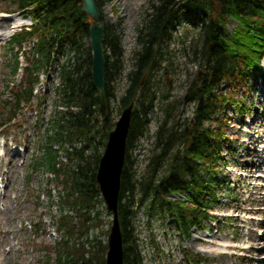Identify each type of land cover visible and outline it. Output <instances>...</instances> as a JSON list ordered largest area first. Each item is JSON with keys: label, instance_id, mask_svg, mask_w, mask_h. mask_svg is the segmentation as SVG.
Returning a JSON list of instances; mask_svg holds the SVG:
<instances>
[{"label": "trees", "instance_id": "trees-1", "mask_svg": "<svg viewBox=\"0 0 264 264\" xmlns=\"http://www.w3.org/2000/svg\"><path fill=\"white\" fill-rule=\"evenodd\" d=\"M7 1L15 8L27 9L36 21L30 31L17 33L9 45L12 47L15 43H22L31 35L37 37L38 56L31 62L32 74L37 68L57 60L64 51L73 52L68 60L60 63L59 73L62 96L67 104L78 107V111H68L59 118L64 123L57 122L52 139H66L70 145L83 142L82 147L68 152L69 159L77 160L74 168L65 169L62 176V182L69 187L70 194L65 200L70 202L80 217L77 218L78 222H74L75 215L62 212L60 219V227L65 232L81 236L100 222L96 215L98 211H95L96 204L101 202L95 173L107 132L115 120L109 101L114 92L113 77L119 67V37L115 27L104 24L103 47L110 52H104L103 104L91 79L90 46L83 47L84 38L89 35L91 18L82 10L81 0ZM94 1L101 10L105 1ZM152 7L144 26L139 28L140 47L134 53V67L128 73L127 87L120 99L122 106L134 101L117 199L123 264H143L132 226L136 203L147 199L149 208L175 217L176 228L185 234L193 223L205 221L207 216L213 217L207 208L212 210L215 207L222 188L229 189L219 168L221 141L225 138L223 125L226 124L220 112L227 103L240 110L243 106V101L235 93H223L218 87L222 82H230L236 89L241 87L250 72L262 71L260 60L264 56V0H159ZM181 8L185 13L201 14L200 38L193 54L202 58L203 74L189 84L183 96L184 100L192 101L194 105L184 123L170 116L176 102L170 106L166 104L164 117L155 132L151 154L138 176L130 150L147 125V114L153 100L147 82L140 85V81L146 70L150 73L159 68L161 49L170 36V26L178 19ZM229 18L237 22L230 32L226 30ZM66 44L69 46L66 47ZM82 51L85 54L83 58L80 56ZM15 69L16 62L11 71ZM27 81L23 98L29 100L30 87L35 83L36 76L30 75ZM17 98L18 102L20 96ZM87 147L91 148L90 155L84 153ZM44 148L42 162L59 174L61 168L56 167V152L47 144ZM163 162L164 172L158 173ZM185 189L194 194V197H187L190 206L183 200L172 201L164 197L168 192ZM205 193L209 196L208 204L203 202ZM85 242L91 246L90 251L84 247ZM85 242L73 246L64 241L61 251L67 258L62 263L68 264V256L75 254L73 263L103 264L106 250L104 240L86 238Z\"/></svg>", "mask_w": 264, "mask_h": 264}, {"label": "rangeland", "instance_id": "rangeland-1", "mask_svg": "<svg viewBox=\"0 0 264 264\" xmlns=\"http://www.w3.org/2000/svg\"><path fill=\"white\" fill-rule=\"evenodd\" d=\"M104 1L100 11L102 23L115 27L121 50L119 67L112 81L114 92L109 101V108L116 120L123 107L120 99L127 87L128 73L134 67V53L140 47L139 28L144 26L148 12L153 9L154 4L159 3V0ZM8 2L0 0V11L22 17L23 22L28 23L30 18L23 16L24 13H18L19 8H15ZM178 16V19L170 26V36L161 49L162 59L159 68L150 73L145 72L143 75V82L149 85L148 89L153 94V100L147 114V125L143 130L145 133L137 139L130 150L135 162L133 167L138 176L143 171L145 158L151 154L155 132L164 117L166 104L176 102L170 116L179 123H184L192 113V103L184 102L183 96L189 84L196 77L202 76L204 70L202 58L199 59L193 54L194 47L199 43L201 14L185 13L181 8ZM6 22L11 24V20ZM236 24L235 20L228 19L227 31L233 30ZM16 28L14 32L18 33L20 28ZM9 36L0 40V121L4 122L9 116L10 104L12 105L15 98V93H12L15 89L20 94L23 93L21 89L24 84L26 85V76L38 74V80L32 86L34 95L30 105L21 106L14 123L0 126V181L4 182V192L0 193V264H61L67 258L61 251V243H64L65 239L68 240L69 245L76 246L82 245L85 238L106 240L108 234L106 229L110 224L111 216L102 201L95 208L102 221L99 222L100 224L97 223V226H92L87 234L70 236L60 227L62 212L75 215L74 222H78L77 218L80 217L70 202L64 201L70 194L69 188L62 182L63 171L75 166L77 159L68 158L65 148H69V145L65 140L60 142L52 139L57 122L64 123L59 118L68 114L69 110L72 113L78 111V107L67 104L62 96V81L57 66V63L68 60L73 52L64 51L50 68L41 69L32 74V68H26L29 64L28 60L31 62L33 59L31 51L21 55L23 49L21 47L24 46L26 51L27 48L32 47V44L15 43L20 46L16 50L14 44L9 47L10 42H6ZM90 44L89 35L85 36L83 47L86 48V45L88 47ZM105 51L110 52L109 49ZM81 53L80 56L83 58L85 54L83 51ZM263 59L261 64L264 67ZM17 61L19 66L16 64V69L12 72L11 68ZM248 82L250 87L242 84L243 86L238 90L229 88L230 82H223L218 88L223 93H235L238 99L240 98L252 108L256 107V112L248 124H243L244 117L235 113L232 104H226L220 112L223 122L227 124L223 126L229 138L226 142L227 144L230 142L228 150H221L225 152L223 153L225 160L221 158L220 162L223 163V160L226 166L224 168L222 165L220 170L226 177L229 189L222 188L218 194L219 201L213 210L218 219L215 224L212 222L213 228L209 229V240L207 237L204 240L196 239L194 230L197 228L193 227L187 235L179 236L174 225L167 222L169 217L158 214L147 216L146 205L141 204L140 207H135L136 213L132 219V226L143 264H207L222 262V260L227 264H242L243 258L251 257L252 253L246 254V251L239 250V247L247 245L250 241L251 233L246 234V227L255 228L264 234V225L261 227L254 225L258 217L259 220H264L260 214L262 212L255 211V208H264L261 201L263 191L256 192L257 184H260L264 190V163L262 162L264 88L259 82L251 86L252 77ZM252 125L256 128H252ZM246 129L252 132L248 134L245 132ZM63 132L66 131L63 129ZM252 140H254L253 143L250 142ZM45 144L56 152V167L61 168L59 174L38 161L44 154L42 146ZM5 146L8 148L7 151ZM82 146L83 142L79 141L73 148L78 149ZM3 148L5 153L2 152ZM255 151L258 152L257 155ZM84 153L90 155L91 148L87 147ZM164 165L165 162L158 173L164 172ZM241 170L243 176L239 174ZM258 177L259 180H257ZM184 194L185 192H182V196ZM206 201L208 197H205V204H207ZM248 214L254 217L250 225L244 222ZM193 237L202 251L194 248ZM221 242L224 243L220 245ZM84 244V247L90 251L91 246L87 242ZM258 244L264 246L263 240H260ZM197 253L203 257L200 263L194 261L196 258L193 256ZM263 254L264 249H261L260 253L253 257L264 260ZM68 257L69 263L66 261L68 264H80L73 263L75 254Z\"/></svg>", "mask_w": 264, "mask_h": 264}, {"label": "water", "instance_id": "water-1", "mask_svg": "<svg viewBox=\"0 0 264 264\" xmlns=\"http://www.w3.org/2000/svg\"><path fill=\"white\" fill-rule=\"evenodd\" d=\"M81 2L82 10L92 18L88 28L91 42V79L104 103L103 23L97 24L99 9L94 0H81ZM142 82L143 77L140 83ZM132 105L133 102L131 101L122 109L115 128L109 132L106 147L100 158L96 173V181L99 183L107 208L112 212V222L107 237V251L104 264H123L122 234L118 217L117 197Z\"/></svg>", "mask_w": 264, "mask_h": 264}, {"label": "bare ground", "instance_id": "bare-ground-1", "mask_svg": "<svg viewBox=\"0 0 264 264\" xmlns=\"http://www.w3.org/2000/svg\"><path fill=\"white\" fill-rule=\"evenodd\" d=\"M8 19L11 20V22H10L11 24H8L9 22H6V20H8ZM19 19H20V17L11 16L10 13H6V12L1 11L0 12V38H6L8 36V34H11L13 29L20 25ZM263 64H264V59H263ZM255 128H256V126H255ZM255 154L257 155V153H255ZM113 156H114V154H113ZM112 166H114V165H112ZM109 179H110V177H109ZM257 185H258V187L256 189V192L260 193L261 191H263L262 195H261L263 197V200H261V201L264 204V190H262L260 184H257ZM177 197H179V196H177ZM255 211L258 213L262 212L260 214L264 217V208H255ZM258 218H257L256 222H254V225L261 227L262 225H264V220H259ZM247 219H249V220H247ZM253 219H254V217L251 214H248L246 219H244V222L246 224L250 225V224H252ZM246 231H247L246 234L251 233V235H250L251 242L248 245H246V247H245L246 251L252 253V255L259 254L260 250L264 249V246H261L260 244H258L260 240H263V242H264V234L260 233L255 228H250L249 226H248V228L246 227ZM194 232H195L194 236H196V237L197 236H203V234H205L203 232H198L196 230H194ZM192 240L194 241V243H193L194 248L199 250V251H202V249L197 246L198 243L194 237L192 238ZM223 243L221 242L219 244L222 245ZM223 263L227 264V262L223 261V260H222V262L221 261H219L217 263L208 262L207 264H223ZM242 264H264V261L254 259V257L251 256L250 258H243Z\"/></svg>", "mask_w": 264, "mask_h": 264}]
</instances>
